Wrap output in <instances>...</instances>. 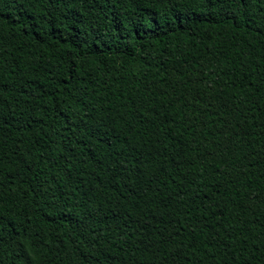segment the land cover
<instances>
[{
  "label": "trees",
  "instance_id": "1",
  "mask_svg": "<svg viewBox=\"0 0 264 264\" xmlns=\"http://www.w3.org/2000/svg\"><path fill=\"white\" fill-rule=\"evenodd\" d=\"M0 264H264V0H0Z\"/></svg>",
  "mask_w": 264,
  "mask_h": 264
}]
</instances>
